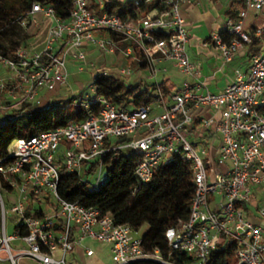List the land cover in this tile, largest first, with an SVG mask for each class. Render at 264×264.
<instances>
[{"label":"built area","instance_id":"2783aa9c","mask_svg":"<svg viewBox=\"0 0 264 264\" xmlns=\"http://www.w3.org/2000/svg\"><path fill=\"white\" fill-rule=\"evenodd\" d=\"M94 1L95 6L93 0H72L68 16L61 18L52 2L32 0L16 19L22 28L44 23L46 30L39 49L28 41L16 47L15 58L0 53V121L11 110L22 114L38 104L42 91L64 85L68 61L77 62L78 72L93 70V77L95 71L111 74L86 61L90 45L103 53L119 48L131 60L116 69L117 75L112 73L115 77L130 75L132 65L142 63L155 80L154 102L118 108L97 93L93 80L71 96L70 104L83 109L84 117L9 143L0 156V264H18L20 258L66 264L76 246L86 256L95 255L87 241L107 245L111 264H210L220 251L227 264H264V225L253 214L264 217V0H241L243 7L224 17V37L213 32L203 41L223 63L244 50L245 65L235 67L218 92L200 78L201 67L187 48L180 6L201 0H138L158 5L136 18L107 9L105 0ZM249 11L262 18L253 31L258 51L250 50L252 37L244 29ZM165 63L194 80L165 94L157 81L169 70ZM116 138L125 140L115 143ZM118 150L135 153L138 185L176 157L191 163L194 192L188 217L166 228L165 254L145 251L140 229L116 223L99 207L64 200L57 192L61 168L95 191L106 156ZM253 197L258 202L254 209ZM180 256L188 259L178 261Z\"/></svg>","mask_w":264,"mask_h":264},{"label":"trees","instance_id":"16d2710c","mask_svg":"<svg viewBox=\"0 0 264 264\" xmlns=\"http://www.w3.org/2000/svg\"><path fill=\"white\" fill-rule=\"evenodd\" d=\"M54 4L57 16L65 18L72 7V0H47ZM32 0H0V53L8 58H15L17 46L26 44L30 33L16 21L26 13ZM156 2L139 4L138 0H128L124 6L117 9L123 17L136 18L138 14L148 12ZM113 10L112 4H106ZM241 0L230 2L227 13L233 9L242 8ZM251 37L250 50L258 51L261 45L253 35L254 25H244ZM225 35L224 30L219 31ZM116 39V36H112ZM128 62H131L128 59ZM136 68H143L142 63H134ZM97 93L105 96L118 108H136L154 102V83H125L112 73L103 75L98 71L93 73ZM160 87L165 94L169 93L163 81ZM71 97L63 103L47 102L42 105V99L23 112L11 110L3 121H0V156L5 154L12 139L30 136L34 133L65 125L70 120H78L86 114L76 107L68 110ZM116 138L115 143L124 141ZM136 155L129 150L115 151L105 158V177L95 191H91L76 174L66 173L63 168L59 172L57 192L61 198L70 202H78L87 207H99L109 212L116 223H127L136 229H143L142 243L145 251L158 249L165 254L167 241L165 230L188 217L189 206L194 192L193 171L189 161L176 157L171 163L156 168L151 179L138 185L134 177ZM136 188V190H135ZM134 192V193H133ZM230 247L227 248V250ZM223 251H220L221 254ZM210 264H227L225 255H218ZM230 256V252L226 253ZM188 259L178 257V261ZM134 264H158L152 261H139Z\"/></svg>","mask_w":264,"mask_h":264},{"label":"rangeland","instance_id":"374dc122","mask_svg":"<svg viewBox=\"0 0 264 264\" xmlns=\"http://www.w3.org/2000/svg\"><path fill=\"white\" fill-rule=\"evenodd\" d=\"M252 20L251 14H248V16L245 18V24L248 25L250 21ZM45 24L44 23H38L37 25H31L28 28H24L25 31L30 33V37L28 39L29 42L32 43V45L39 49L42 46L43 43V36L45 34ZM86 53V61H93L96 63V68L100 69L105 68L109 70V72L117 75L116 69L119 66H126L128 61L124 58L121 51L116 49L115 53L109 54V53H103L94 45H90L86 47L85 50ZM100 64H104L103 67H100ZM67 70H68V77L67 81L62 86H57L52 91H42L40 94V97L42 99V105L45 103L52 102V103H63L66 101V99L70 98L72 95L77 94L80 90L86 89L88 85L94 80V77L91 72L93 70H87L83 72L77 71V62L76 61H68L67 62ZM169 68L168 72L164 75H159L157 78L158 82L161 81H170L172 83V86L176 88L177 85L180 84L182 78L181 74H179L172 66L168 63L166 64ZM3 72L2 67L0 66V74ZM119 77V76H118ZM125 83H135L138 81H142L143 83H154V79H150L148 77V73L144 69H135V67L132 65V73L128 76L120 77ZM68 110H73L77 106L69 104L67 105ZM14 141H16V138L12 139L10 144H12ZM94 177H96V172H94L92 175L88 176L89 181H93ZM103 177H105V172L103 173ZM258 205L257 200L255 197L252 198V205L250 208L254 209L255 206ZM255 220L260 223L261 225H264V217H259L257 215V212L253 210ZM144 227L140 229V231H143ZM8 231H11V228L8 227ZM89 246H91L96 256H93V258H86L82 254V251L79 248H76L72 253L67 254L65 257L66 264H111V256L108 247L105 244H102L97 241H87L86 242ZM4 255V253H2ZM102 260V262L99 260ZM18 264H35L33 261L25 258L18 259ZM232 264H234V260L232 261Z\"/></svg>","mask_w":264,"mask_h":264},{"label":"crops","instance_id":"0c3cea01","mask_svg":"<svg viewBox=\"0 0 264 264\" xmlns=\"http://www.w3.org/2000/svg\"><path fill=\"white\" fill-rule=\"evenodd\" d=\"M105 1L108 4H112L114 7L113 10H117L118 8L124 6L125 2L128 0ZM231 1L234 0H201L199 3L194 5L181 4L180 6L181 14L186 19L187 24V48L190 52L192 60L198 62L201 67L202 73L200 78L204 80L206 86L213 92L222 90L223 87L231 80L235 67L245 65L243 63L244 50H240L231 61L223 63L212 45H203V41L207 39L211 33L219 32L220 30L224 29L223 20L228 14L226 11L230 6ZM92 4L94 6L96 5L94 0ZM248 14H251L252 17V20L248 25L255 26L256 24L260 23L262 19L260 16L256 15L252 11H249ZM115 51L113 53H115ZM166 64L168 63H165L164 65L167 66ZM99 66L103 67L104 64H100ZM181 78L182 80L180 84L176 86V88L172 86L170 81H168L169 86L167 87L170 91L173 92L178 90L184 80L189 82L194 80L193 76L182 75ZM86 245L91 247L87 243ZM76 248H79L82 251V254L86 256L82 247L76 246L75 249ZM93 256H96V254L92 256H86V258H93ZM100 261L102 262V260Z\"/></svg>","mask_w":264,"mask_h":264}]
</instances>
